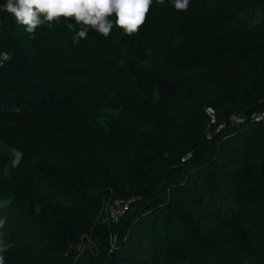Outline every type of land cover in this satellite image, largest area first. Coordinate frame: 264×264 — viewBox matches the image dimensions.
<instances>
[{"label": "trees", "instance_id": "1", "mask_svg": "<svg viewBox=\"0 0 264 264\" xmlns=\"http://www.w3.org/2000/svg\"><path fill=\"white\" fill-rule=\"evenodd\" d=\"M194 2L226 8L183 30L171 0H153L137 33L90 30L75 44L73 20L30 34L0 9V142L21 155L11 167L0 149V219H71L73 243L92 242L84 264H264V0ZM199 72L224 75L225 92L205 81L174 100L178 113L158 99L165 78ZM127 117L143 136L130 147ZM53 166L46 201L39 168ZM117 200L135 202L107 222Z\"/></svg>", "mask_w": 264, "mask_h": 264}, {"label": "rangeland", "instance_id": "2", "mask_svg": "<svg viewBox=\"0 0 264 264\" xmlns=\"http://www.w3.org/2000/svg\"><path fill=\"white\" fill-rule=\"evenodd\" d=\"M170 5L173 6L172 3ZM192 8L195 9L194 14L191 15V12L187 14ZM225 8L226 5L223 4L215 12L209 11L207 8L204 11H200L195 8L194 0H190L187 10L177 11V15L183 20V30L187 28L188 30H197L203 26L205 27L202 22L208 21L209 24V20L217 18L216 15ZM197 11H200V13ZM199 15L202 16V22H200V25L196 26L195 23L197 20L193 21V19L195 16ZM232 73L238 78L239 73L236 70L232 71ZM232 78L234 80L233 76ZM223 79L224 75H220L219 81H217L200 72L176 76L174 78L167 77L156 85L155 92L158 94V99L162 103L170 105L175 113L184 112V107L174 103V100H189V95L194 92L199 84L205 81H211L217 84V91L219 94H222L225 92V89L222 88ZM138 124L139 122L137 120L127 117L123 122V127L121 129L118 128L120 140L130 143L129 147L140 137H143L135 128ZM0 149L10 155L12 161L11 167L19 162L20 154L7 150L1 142ZM39 169L38 184L41 188V194H43L46 201H48L50 198H54L52 192L55 187L50 177L51 175H55L58 168L53 166L45 169L40 167ZM9 171L10 168L7 169L6 175H9ZM45 193L48 197H45ZM37 210L40 211L41 209L38 208ZM71 226L72 221L68 218L63 219V221L53 226H46L39 222L32 221L24 214H12L10 220L3 226L5 237L11 239L13 242L11 250H7L2 254L5 258V264H43L46 257L51 258L64 255L66 258V253L69 255V257L66 258L68 264H84L85 261L89 259L88 251L92 248V242L82 239L80 243H73L68 233Z\"/></svg>", "mask_w": 264, "mask_h": 264}, {"label": "clouds", "instance_id": "3", "mask_svg": "<svg viewBox=\"0 0 264 264\" xmlns=\"http://www.w3.org/2000/svg\"><path fill=\"white\" fill-rule=\"evenodd\" d=\"M163 4L164 0H156ZM153 0H6L0 9L15 17L16 22L32 34L38 26L51 27L60 18L73 20L65 27L73 33V43L88 38L94 30L107 38L113 27L123 30L124 34L137 33L145 23ZM177 11L187 10L190 0H171ZM115 16V20L112 17ZM0 219V228L4 226ZM13 245L6 242L5 234L0 232V264H5L2 255Z\"/></svg>", "mask_w": 264, "mask_h": 264}, {"label": "built area", "instance_id": "4", "mask_svg": "<svg viewBox=\"0 0 264 264\" xmlns=\"http://www.w3.org/2000/svg\"><path fill=\"white\" fill-rule=\"evenodd\" d=\"M4 60L7 58V56L4 54L2 57ZM211 123H216V119H215V112L213 109L208 108L206 110ZM256 118H264V112L258 116H256ZM239 120V118L237 119V121ZM135 202V200H127V201H114L113 203H106L104 204V208L103 211L105 213V219L107 222H118L119 219L126 213L129 211L130 207L132 206V204Z\"/></svg>", "mask_w": 264, "mask_h": 264}, {"label": "water", "instance_id": "5", "mask_svg": "<svg viewBox=\"0 0 264 264\" xmlns=\"http://www.w3.org/2000/svg\"><path fill=\"white\" fill-rule=\"evenodd\" d=\"M20 157H21V155H20ZM17 164H18V163H17ZM17 164H16V165H17ZM16 165H15V166H16ZM15 166H14V167H15Z\"/></svg>", "mask_w": 264, "mask_h": 264}]
</instances>
